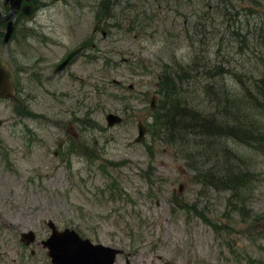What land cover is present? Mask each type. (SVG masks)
Instances as JSON below:
<instances>
[{
	"label": "rangeland",
	"instance_id": "obj_1",
	"mask_svg": "<svg viewBox=\"0 0 264 264\" xmlns=\"http://www.w3.org/2000/svg\"><path fill=\"white\" fill-rule=\"evenodd\" d=\"M36 1L33 19L17 18L14 40H0V59L20 90L18 99L0 98V264H53L43 245L49 220L121 248L115 264H264V222L252 218L264 211V112L249 105L263 125L255 145L226 142L252 171L238 192L203 187L149 125L165 69L186 73L177 91L200 103H211L215 89L235 99L255 93L264 79V0H237L232 14L217 11L219 0H119L113 18L121 28L112 27L108 41L92 30L99 0ZM86 40L85 54L55 72ZM112 111L122 124L107 125ZM140 120L149 131L135 143ZM114 177L121 198L106 189Z\"/></svg>",
	"mask_w": 264,
	"mask_h": 264
},
{
	"label": "trees",
	"instance_id": "obj_2",
	"mask_svg": "<svg viewBox=\"0 0 264 264\" xmlns=\"http://www.w3.org/2000/svg\"><path fill=\"white\" fill-rule=\"evenodd\" d=\"M216 6L217 11L232 14V8L237 7V0H219ZM163 74L165 78L160 90H163L164 96L160 98L161 104L157 106L155 116L161 137L184 153L189 167L195 169L203 183L211 188L233 192L248 186L252 180L248 158L243 151L236 154L226 149V139L222 138L229 136L244 144L253 141L250 145H255L258 142L256 135L263 125L257 118L259 115L250 111L249 105L264 112V102H261L264 97L259 100L251 96L236 99L228 95L217 97V107L213 111L197 112L195 119H186L184 114L181 116L179 113L180 103L191 101L185 99L181 92L178 94L176 84L166 71ZM260 150L264 151V140ZM111 184L115 185H110L114 195L121 194L122 189L118 187L116 177L111 180Z\"/></svg>",
	"mask_w": 264,
	"mask_h": 264
},
{
	"label": "water",
	"instance_id": "obj_3",
	"mask_svg": "<svg viewBox=\"0 0 264 264\" xmlns=\"http://www.w3.org/2000/svg\"><path fill=\"white\" fill-rule=\"evenodd\" d=\"M9 32V31H8ZM7 32V35H8ZM77 51V50H76ZM75 51V52H76ZM73 52L71 56L75 54ZM67 60L64 61V63ZM63 63V64H64ZM0 95L12 96L13 91L10 79L6 71L0 66ZM110 124L115 121L119 122L120 117L114 113L107 116ZM143 134L144 128H141ZM49 225L53 228V232L44 246L49 248V256L57 264H114L115 255L118 250L110 246H103L96 243L93 245L89 239H82L74 230L66 229L58 232L56 225L50 220ZM27 234H23L25 238ZM33 236V234H32Z\"/></svg>",
	"mask_w": 264,
	"mask_h": 264
},
{
	"label": "flooded vegetation",
	"instance_id": "obj_4",
	"mask_svg": "<svg viewBox=\"0 0 264 264\" xmlns=\"http://www.w3.org/2000/svg\"><path fill=\"white\" fill-rule=\"evenodd\" d=\"M2 3V5L0 6V40H2L3 45H7L9 42H11V40L13 41L15 38V31H16V27H17V18L19 17H25V12L23 11V6L26 4H36L37 8L39 7L38 3L36 0H23L21 5L17 7V9H15L14 11H12L11 8V4L7 3L5 0H0V4ZM11 20H13L14 26H15V30L13 32V36H11L10 41H8V43H4V38H5V29L7 27V25L9 24L8 22ZM102 19V18H101ZM103 20V19H102ZM102 20H100L97 32L100 31L101 29V24ZM96 32V33H97ZM7 66V64H5ZM13 71V70H12Z\"/></svg>",
	"mask_w": 264,
	"mask_h": 264
},
{
	"label": "bare ground",
	"instance_id": "obj_5",
	"mask_svg": "<svg viewBox=\"0 0 264 264\" xmlns=\"http://www.w3.org/2000/svg\"><path fill=\"white\" fill-rule=\"evenodd\" d=\"M206 91L207 93L208 92L210 93L209 88ZM213 93L215 94L214 96H217V97L219 96V93L217 92H213ZM208 103H210V100L206 102L202 101V103L197 102V101H191L189 103L181 102L179 113H181V116L182 114H184V116L187 117L186 119H192V118L195 119L196 118L195 115L197 112L209 113L213 110V105L210 103L212 105L211 107V105H207ZM177 104H179V101H177Z\"/></svg>",
	"mask_w": 264,
	"mask_h": 264
}]
</instances>
